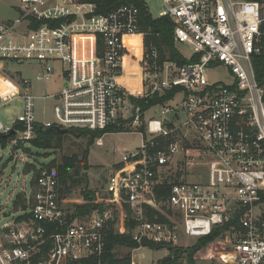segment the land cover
Instances as JSON below:
<instances>
[{
  "label": "built area",
  "instance_id": "2783aa9c",
  "mask_svg": "<svg viewBox=\"0 0 264 264\" xmlns=\"http://www.w3.org/2000/svg\"><path fill=\"white\" fill-rule=\"evenodd\" d=\"M162 1L159 17L174 22L176 46L192 51L184 65L160 63L157 48L146 50L134 4L101 13L85 0H16L18 17L0 21V79L14 88L0 93V107L22 103L9 124L0 120V136L15 151L52 128L101 130L127 121L143 137L94 201L77 200L104 204L83 215L63 195L57 167L40 165L30 193L22 191L26 207L0 226V264H111L108 235L126 232V206L139 244L131 264L145 242L163 245L174 264H264V81L255 70V58L264 57V0ZM127 36L143 47L134 92L120 82ZM26 62L41 65L40 81L60 77L61 90L34 95L31 79L13 76L12 65ZM220 66L232 74L227 83L211 81ZM171 91L150 118L131 99ZM39 99L54 101V119L38 115ZM16 159L27 162L23 154ZM215 232L190 261L188 248Z\"/></svg>",
  "mask_w": 264,
  "mask_h": 264
},
{
  "label": "rangeland",
  "instance_id": "374dc122",
  "mask_svg": "<svg viewBox=\"0 0 264 264\" xmlns=\"http://www.w3.org/2000/svg\"><path fill=\"white\" fill-rule=\"evenodd\" d=\"M149 11L154 17H159L160 11L163 7L162 0H146ZM16 0H0V21H5L18 17ZM178 50L181 54L187 58L192 56L190 48L184 44H177ZM130 54V53H129ZM135 58V57H133ZM12 71L16 73L13 75L16 79L28 78L32 81V92L34 95L42 96L46 93H53L61 90L63 81L60 77L54 76L50 80L43 82L36 79V75L41 72L42 67L37 62H26L23 64L12 65ZM13 77V78H14ZM211 81H217L227 83L232 79L230 70L225 66L217 67L210 71ZM129 86H134L133 82H129ZM12 84L4 79H0V92L1 94H8L13 91ZM53 103L51 99H39L37 100V112L38 115L43 114L45 111L46 118L48 120L54 119ZM22 112V103L20 99H15L4 106L0 107V120L6 125L9 124L12 117H16ZM154 109H149L146 113L147 117L154 115ZM156 116V115H155ZM126 126V125H125ZM127 131V132H125ZM124 132H110L106 133L103 137V145H98L97 140L89 146V169L84 172L87 175L86 181H88L91 189L103 190L110 174L112 173L116 163L122 160L125 153L134 151L138 148L143 140L142 135L139 132L132 131L130 128H126ZM88 140L80 137L70 135L66 140L63 150H46L43 148H37L30 142L26 143V147L30 148L31 153H27L22 149L15 151L13 144L8 141L6 144L0 147V226L17 216V208L15 207V198L22 191L28 194L31 191L32 182L35 177V171H26L25 167L29 164H46L50 163L53 159H59L62 153L69 150L77 151L79 146L83 148L87 147ZM23 154L27 159V162L17 160V156ZM82 173V172H81ZM86 183H83L84 185ZM82 185L75 187L68 194L72 204H76L77 200L82 197L81 188ZM5 215H11L6 218ZM117 252L120 255H124L130 252L133 255L132 249L119 248ZM168 255V252L164 249L153 250L148 247L141 248L134 252V259L136 264H158V262L164 259Z\"/></svg>",
  "mask_w": 264,
  "mask_h": 264
},
{
  "label": "trees",
  "instance_id": "16d2710c",
  "mask_svg": "<svg viewBox=\"0 0 264 264\" xmlns=\"http://www.w3.org/2000/svg\"><path fill=\"white\" fill-rule=\"evenodd\" d=\"M96 3L98 5V11L101 13H107L122 4H134L139 9V30L145 35V47L149 51L151 47L157 48L159 51V61L163 63L166 60L177 62L179 65H184L190 62L189 59L184 57L178 50L174 40L175 24L167 17H154L147 6L146 0H85ZM102 47L99 45V52L101 53ZM255 70L259 81H264V57L255 58ZM174 96V91L168 92L163 96H154L147 99H137L131 97L132 101L141 106L143 112L149 110L156 105H164ZM127 121H121L119 123H111L105 129L91 130L86 128H70L68 132L64 133L60 129L52 128L39 130L38 135L30 141V143L37 147L46 150H63L66 140L70 135L80 137L88 140L87 147L83 148L79 146L77 151L69 150L62 153L59 159H53L48 163L49 166H55L59 173V182L62 187L63 195H68L75 187L86 183L87 175L84 174L89 169V146L94 143L95 140L102 138L106 133L112 132H124ZM143 129V128H142ZM127 132V131H125ZM9 141L8 137L0 136V144L4 145ZM16 147L15 149H17ZM24 151L31 153L30 148L23 147ZM47 164V163H46ZM44 165V164H41ZM40 164H27L26 171L31 169L35 171V178L39 174L38 167ZM82 172V173H81ZM82 197L85 200L92 202L96 198L97 189H91L89 184L82 185L81 188ZM170 188L167 186L163 189V194L168 195ZM15 207L23 205L26 207L25 198L22 193L18 194L15 198ZM77 214L83 215L91 212L96 207L100 209L104 208V204L94 205L91 203L76 204ZM128 212V219L126 220V232L119 233L114 230L109 232L107 239V254L111 260V264H131L132 254L130 252L120 255L117 252L119 248L134 249L139 244L133 239V231L135 223L131 219L129 208L126 206ZM217 236V232L212 235H207L199 238L193 246L188 248L189 260L193 253L201 247L206 246L211 240ZM145 246L153 250L163 249V245L153 244L151 242H145ZM176 257L179 256L178 250L171 251ZM158 264H174V260L170 258H164L158 262Z\"/></svg>",
  "mask_w": 264,
  "mask_h": 264
},
{
  "label": "bare ground",
  "instance_id": "6f19581e",
  "mask_svg": "<svg viewBox=\"0 0 264 264\" xmlns=\"http://www.w3.org/2000/svg\"><path fill=\"white\" fill-rule=\"evenodd\" d=\"M126 43L128 45L130 54L125 57L124 68L126 76L120 79V82L130 91L134 92L140 85V70L138 61L142 58L143 47L141 40L136 36H127ZM135 57V58H133ZM129 82H133L134 86L131 88Z\"/></svg>",
  "mask_w": 264,
  "mask_h": 264
},
{
  "label": "water",
  "instance_id": "95a60500",
  "mask_svg": "<svg viewBox=\"0 0 264 264\" xmlns=\"http://www.w3.org/2000/svg\"><path fill=\"white\" fill-rule=\"evenodd\" d=\"M165 122H169V119L166 118V119H165ZM60 130H61L62 132H64V133H66V132H68L69 129H60ZM0 147H1V145H0ZM87 185H88V181H86V186H87ZM171 250H176V247H175V246H172V247H171ZM182 252H186V250L183 249Z\"/></svg>",
  "mask_w": 264,
  "mask_h": 264
},
{
  "label": "crops",
  "instance_id": "0c3cea01",
  "mask_svg": "<svg viewBox=\"0 0 264 264\" xmlns=\"http://www.w3.org/2000/svg\"><path fill=\"white\" fill-rule=\"evenodd\" d=\"M1 93V92H0ZM4 95V94H3Z\"/></svg>",
  "mask_w": 264,
  "mask_h": 264
}]
</instances>
